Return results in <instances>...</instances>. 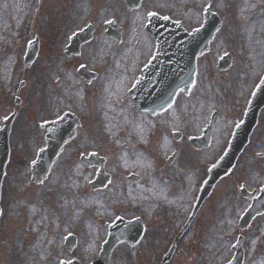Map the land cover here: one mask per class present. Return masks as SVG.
<instances>
[{
	"label": "rangeland",
	"instance_id": "obj_1",
	"mask_svg": "<svg viewBox=\"0 0 264 264\" xmlns=\"http://www.w3.org/2000/svg\"><path fill=\"white\" fill-rule=\"evenodd\" d=\"M210 3L221 27L197 60L194 86L162 115L141 112L125 87L134 63L153 52L147 16L165 14L191 30ZM109 20L120 28L119 40L106 34ZM87 24L94 27L92 40L66 57L69 37ZM35 38L36 57L24 65L26 45ZM226 54L229 67L217 69ZM81 65L96 73L89 83L76 74ZM263 71L264 0H141L133 9L125 0H0V127L15 112L1 187L0 264H89L116 214L141 217L145 231L134 245L115 247L110 264H161L206 175L199 162L206 167L216 160ZM65 111L79 119L76 134L47 178L34 184L30 163L43 147L38 125ZM213 113L217 121L206 148L192 153L184 139L174 140V131L199 136ZM90 153L105 158L111 180L103 189L88 185L96 169L79 158ZM132 175L139 180L129 181ZM242 185L256 193L264 188V108L244 153L165 264H224L238 235L243 264H264V212L246 229L237 228L250 202L238 194ZM67 234L75 238L71 250L64 247Z\"/></svg>",
	"mask_w": 264,
	"mask_h": 264
},
{
	"label": "water",
	"instance_id": "obj_2",
	"mask_svg": "<svg viewBox=\"0 0 264 264\" xmlns=\"http://www.w3.org/2000/svg\"><path fill=\"white\" fill-rule=\"evenodd\" d=\"M79 35H81V34H78L75 37L74 40H76V41L77 40H81V38H79ZM33 51L35 52V48H33ZM34 52L31 53V58L34 55ZM160 56H161V54H159L158 57L156 56L154 61H159V63H161L162 59H160L161 58ZM173 62L174 63L176 62L175 59H174ZM184 64L186 65V62ZM175 65L177 66V64H175ZM159 70H161V68H159ZM165 70L170 74L168 68H166ZM150 79H151V74L148 72V73H146V76H145V82H147V81L149 82ZM170 80L171 79H169L168 82ZM191 80H192V77H191ZM175 81H176V79H173L170 82L169 86H168V91H169L168 98H171L175 94V92L177 90H179V89H183L186 92L188 87H189V85L191 84V81H190L189 77H185L181 83H176ZM135 101L141 106L142 109H149L147 107H144V106H146V104L149 103V101L140 100L138 97L135 98ZM157 101H159V100L154 101V104H155L154 105V109L156 107H161V106L164 105V102L161 103V104H156ZM263 104H264V80H263V82L260 85L257 86L256 91L254 92L252 100L250 102V106L253 108L252 114H253L254 120L257 117V113H258L259 108L262 107ZM254 120H250V122L247 123V125L245 127V132L247 134L249 133V131L251 130L253 124L255 123ZM49 127H50L49 129H51V133L52 134L49 136V139L47 138V140H46V143L49 146L48 150H46L44 152H41L39 154L38 159H37V163L32 168L33 174L35 176H37L38 178L39 177H43L46 174L52 159L57 154L58 150L60 149V147H61V145H62V143H63V141L65 139V138H62L60 140L57 137V135L55 133H53L54 132L53 128H56V127H54V124L50 125ZM46 129H48V127ZM43 131H44V129H43ZM3 140L4 141H2V143H0V175H1V172H2V166H3L4 161L6 159V153H7L6 145L4 143L5 139H3ZM234 157H235V155L234 156L232 155L230 157V164L229 165L232 164L231 160H233ZM228 167L218 170V172L213 175L214 180H217L220 176L224 175L227 172V170L229 169ZM111 236H112V239L109 240L108 244L105 246L104 251L101 253V258L105 255V250H108V249L110 250V248H112L113 245L117 242L115 238L119 237L118 234H111ZM110 245H112V246L110 247ZM109 250H108V253H109ZM108 253H107L105 258L100 259L95 264H107Z\"/></svg>",
	"mask_w": 264,
	"mask_h": 264
},
{
	"label": "bare ground",
	"instance_id": "obj_3",
	"mask_svg": "<svg viewBox=\"0 0 264 264\" xmlns=\"http://www.w3.org/2000/svg\"><path fill=\"white\" fill-rule=\"evenodd\" d=\"M138 131L143 133L144 132V128L139 127Z\"/></svg>",
	"mask_w": 264,
	"mask_h": 264
},
{
	"label": "snow or ice",
	"instance_id": "obj_4",
	"mask_svg": "<svg viewBox=\"0 0 264 264\" xmlns=\"http://www.w3.org/2000/svg\"><path fill=\"white\" fill-rule=\"evenodd\" d=\"M153 15H154V14H153ZM164 19H168V17H164ZM177 23H179V21H177ZM5 119H7V117H5ZM236 126L239 127L240 125L237 124ZM214 166H215V165H214Z\"/></svg>",
	"mask_w": 264,
	"mask_h": 264
}]
</instances>
